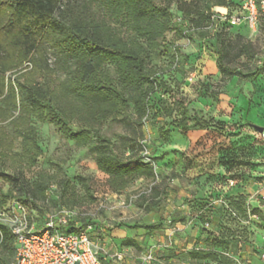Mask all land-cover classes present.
I'll list each match as a JSON object with an SVG mask.
<instances>
[{
  "label": "rangeland",
  "instance_id": "rangeland-1",
  "mask_svg": "<svg viewBox=\"0 0 264 264\" xmlns=\"http://www.w3.org/2000/svg\"><path fill=\"white\" fill-rule=\"evenodd\" d=\"M197 1L209 10L221 0ZM82 2L63 0V5L76 7ZM171 8L170 27L147 60L165 84L150 99L148 119L141 126L133 120L129 125L126 118L100 127L116 154L150 165L152 177L136 178L121 192H112L109 176L98 169L88 147L77 146L53 125L37 120H33L41 149L37 163L30 166L26 159L11 157L0 161V172L24 171V205L36 230L61 208L75 212V226L88 230L104 264H115L114 256L120 253H125L127 264H218L193 260L189 254L200 249L220 252L234 264H264V131L257 129H264V32L251 36L246 28L219 25L200 39L190 22L180 21L176 4ZM179 25L191 31V38L179 36ZM121 28L117 25L129 38L131 33ZM218 34L243 36L253 43L256 65L262 66L257 76L221 82ZM50 62L54 66V58ZM26 67L31 69L29 63ZM60 77L65 79L63 73ZM209 91L219 94V101L207 96ZM181 105L212 126L178 131L172 122L182 118ZM164 107L171 110V118L164 117ZM72 126L76 128L77 122ZM159 128L168 133L167 140L160 138ZM94 136L91 133L92 144L97 142ZM21 151L18 141L15 152ZM19 186L0 176V201ZM2 214L0 210V220L9 223L12 211ZM149 255L152 260H145ZM14 257L11 241L0 244V264Z\"/></svg>",
  "mask_w": 264,
  "mask_h": 264
},
{
  "label": "trees",
  "instance_id": "trees-1",
  "mask_svg": "<svg viewBox=\"0 0 264 264\" xmlns=\"http://www.w3.org/2000/svg\"><path fill=\"white\" fill-rule=\"evenodd\" d=\"M244 1L221 0L216 8L233 13ZM173 4L180 21L183 23L184 18L190 22L200 39L207 38L219 25L240 28L221 21L215 8H201L197 0H83L76 7L64 6L63 0H0L1 163L11 157L26 159L30 166L37 163L41 155L33 126V120H37L53 125L77 146L88 147L96 157L98 169L109 176L112 192H121L136 178L152 177L150 165L116 154L114 144L100 133V127L109 120L126 118L129 125L133 120L141 126L148 119L150 99L165 84L147 60L170 27ZM117 25L129 31L130 37L122 36ZM177 33L180 37L192 35L181 25L177 26ZM216 53L217 69L224 84L235 77H255L262 67L256 65L253 43L243 36L226 38L220 34ZM50 58H54V66ZM242 59L245 62L241 64ZM27 63L31 69L26 67ZM207 96L216 102L220 99L214 91L207 92ZM181 108L182 118L172 122L178 131L186 133L212 126L211 121L191 114L186 106ZM163 113L164 117L172 116L168 108L164 107ZM74 121L76 128L72 126ZM91 133L96 144L91 143ZM158 133L161 139H168L163 128ZM18 141L21 153L15 152ZM0 176L20 183L19 189L1 196L0 201L4 214L12 211V216H16L17 205L26 209L24 171L7 174L2 169ZM40 191L44 193L43 186ZM76 218L61 231L69 234L83 230L75 226ZM206 234L213 240L211 234ZM8 241L12 242L16 256L11 225L0 220V244ZM189 255L197 261L234 264L213 250H195Z\"/></svg>",
  "mask_w": 264,
  "mask_h": 264
},
{
  "label": "built area",
  "instance_id": "built-area-1",
  "mask_svg": "<svg viewBox=\"0 0 264 264\" xmlns=\"http://www.w3.org/2000/svg\"><path fill=\"white\" fill-rule=\"evenodd\" d=\"M214 11L221 21L233 27H244L251 36L264 32V0H245L233 13L226 8ZM17 209L19 213L9 220L17 246L16 256L9 264H104L88 230L69 234L61 231L77 216L75 212L63 208L59 213L49 215L44 227L38 231L36 224L29 221L24 206L17 205ZM114 257L118 264H123V254ZM145 260H152V256Z\"/></svg>",
  "mask_w": 264,
  "mask_h": 264
},
{
  "label": "crops",
  "instance_id": "crops-1",
  "mask_svg": "<svg viewBox=\"0 0 264 264\" xmlns=\"http://www.w3.org/2000/svg\"><path fill=\"white\" fill-rule=\"evenodd\" d=\"M120 233H121V231H120ZM114 234H115V233H114ZM116 234L119 235V232L116 233ZM120 254H123V253H120ZM124 256H126L125 253L123 254V259H122L121 262H122L123 264H127L128 262L124 260ZM110 259H113V256H110ZM113 261H114L115 264L118 263V260H117V259H115V260H113Z\"/></svg>",
  "mask_w": 264,
  "mask_h": 264
},
{
  "label": "water",
  "instance_id": "water-1",
  "mask_svg": "<svg viewBox=\"0 0 264 264\" xmlns=\"http://www.w3.org/2000/svg\"><path fill=\"white\" fill-rule=\"evenodd\" d=\"M257 129L260 131V132H263L264 129L263 128H260V127H257Z\"/></svg>",
  "mask_w": 264,
  "mask_h": 264
}]
</instances>
